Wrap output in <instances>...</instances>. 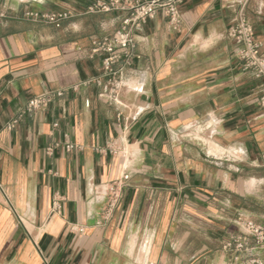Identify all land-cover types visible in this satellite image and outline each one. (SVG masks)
<instances>
[{"label":"crops","instance_id":"obj_1","mask_svg":"<svg viewBox=\"0 0 264 264\" xmlns=\"http://www.w3.org/2000/svg\"><path fill=\"white\" fill-rule=\"evenodd\" d=\"M110 1L0 0V264H229L236 218L264 224V82L228 36L245 0H179L178 29L148 20L114 76L90 53L127 16L90 10ZM257 8L245 12L263 39ZM29 11L70 17L54 27ZM123 175L103 221L102 185Z\"/></svg>","mask_w":264,"mask_h":264},{"label":"built area","instance_id":"obj_2","mask_svg":"<svg viewBox=\"0 0 264 264\" xmlns=\"http://www.w3.org/2000/svg\"><path fill=\"white\" fill-rule=\"evenodd\" d=\"M250 0H245V3L234 15L232 24L228 30V36L238 45L235 53L236 59L240 62L244 71L250 72L254 78L264 82V38L258 39L252 23L246 16L245 5ZM258 2L257 13L264 17V0H255ZM179 0H133L129 4L122 7L118 6V1L111 0L109 4H96L95 7L102 12L111 10H121L127 13V16L122 21V27L114 35L104 37L102 39L91 42V55H103V69L106 75L114 76L112 65L121 57L129 58L135 49L134 32L148 21L153 19L159 12L164 15L169 21L170 27L177 30L180 24V12L178 10ZM2 16H0L1 18ZM23 17L33 23H41L54 27H59L61 22L68 19V13H37L25 12ZM60 92L47 93L40 97L30 100L25 112L31 113L36 110L47 107L54 96H61ZM116 88L111 87L108 91L107 100L115 103ZM13 121L11 124H15ZM53 124V127H56ZM11 128V125L8 126ZM55 144L46 149V154L51 155L53 149L58 147ZM75 149L74 145H64V150L70 152ZM110 153L116 155L117 151L110 148ZM261 164L264 165V154L260 158ZM129 176L123 175L120 179L113 180L102 185L104 209L102 220L107 221L114 209L117 207L125 183ZM60 206L58 202H54L52 206V214L58 213ZM235 224L240 228L242 235L231 237L224 242L223 251L231 254L229 264H264V255L259 257L253 255V252L264 253V224H257L249 219L238 216ZM71 231H79L75 226L70 228Z\"/></svg>","mask_w":264,"mask_h":264},{"label":"bare ground","instance_id":"obj_3","mask_svg":"<svg viewBox=\"0 0 264 264\" xmlns=\"http://www.w3.org/2000/svg\"><path fill=\"white\" fill-rule=\"evenodd\" d=\"M133 244H134V243H133ZM133 244H132V245H133ZM133 247H134V246H133ZM139 256H140V255H139ZM139 256H138V257H139ZM136 258H137V257H136ZM140 258H141V257H140ZM137 259H138V258H137ZM141 261H142V260H140V262H141ZM140 262H139V263H140Z\"/></svg>","mask_w":264,"mask_h":264},{"label":"rangeland","instance_id":"obj_4","mask_svg":"<svg viewBox=\"0 0 264 264\" xmlns=\"http://www.w3.org/2000/svg\"><path fill=\"white\" fill-rule=\"evenodd\" d=\"M147 253H148V251H147Z\"/></svg>","mask_w":264,"mask_h":264}]
</instances>
